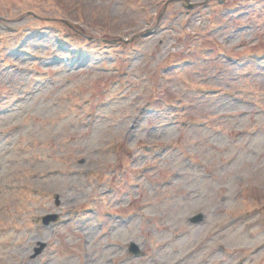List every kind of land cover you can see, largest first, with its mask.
<instances>
[{
	"label": "rangeland",
	"instance_id": "obj_1",
	"mask_svg": "<svg viewBox=\"0 0 264 264\" xmlns=\"http://www.w3.org/2000/svg\"><path fill=\"white\" fill-rule=\"evenodd\" d=\"M168 1L0 0V264H264V0Z\"/></svg>",
	"mask_w": 264,
	"mask_h": 264
},
{
	"label": "water",
	"instance_id": "obj_2",
	"mask_svg": "<svg viewBox=\"0 0 264 264\" xmlns=\"http://www.w3.org/2000/svg\"><path fill=\"white\" fill-rule=\"evenodd\" d=\"M56 219V215H49V216H46L45 218H43V222L44 223H48L50 221H53ZM192 221L196 222V221H200L202 220V216L201 215H196L195 217H193L191 219ZM44 245H41L39 248H35V253L34 255H37L41 252L42 248H43ZM131 252L135 253V254H138V250H137V247L136 245L134 244H131V247L129 249Z\"/></svg>",
	"mask_w": 264,
	"mask_h": 264
}]
</instances>
